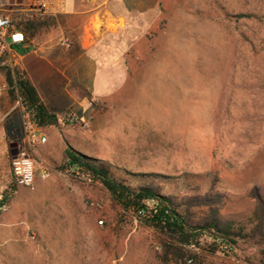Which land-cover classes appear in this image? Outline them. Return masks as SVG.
<instances>
[{"label": "rangeland", "instance_id": "rangeland-1", "mask_svg": "<svg viewBox=\"0 0 264 264\" xmlns=\"http://www.w3.org/2000/svg\"><path fill=\"white\" fill-rule=\"evenodd\" d=\"M75 1L92 10L93 29L69 28L58 18L31 41L67 58L64 83L85 99L87 116H74L78 128H55L67 149L46 158L52 177L13 193L0 219V264H161L163 236L140 212L125 210L73 169L64 171L69 144L119 171L169 177L163 192L178 201L215 184L226 195L222 218L251 231L253 190L264 198V0ZM63 38L71 40L67 49L59 46ZM66 90L58 88L57 108L72 105ZM23 116L26 131L35 121ZM19 141L16 133L8 143ZM4 154L0 199L10 184L9 146ZM192 212L195 224L203 213ZM261 240L264 249V231ZM208 244L187 264H252L260 250L220 247L213 254Z\"/></svg>", "mask_w": 264, "mask_h": 264}, {"label": "trees", "instance_id": "trees-1", "mask_svg": "<svg viewBox=\"0 0 264 264\" xmlns=\"http://www.w3.org/2000/svg\"><path fill=\"white\" fill-rule=\"evenodd\" d=\"M58 19L54 16H35L17 14L14 25L22 31L28 41ZM27 50L21 51L25 53ZM5 74L9 94L18 93L24 112L29 114L38 127L42 129H61L66 125L80 127L79 120L69 123L64 117L52 112L43 102L39 92L31 83L27 73L18 68H1ZM73 116V115H71ZM74 117V116H73ZM12 155L10 154V160ZM73 169L75 173L85 176L93 183L100 184L125 210L134 208L144 217L145 221L159 231L163 236L159 259L161 264H187L196 259L194 250L204 248L203 240L210 239V252L232 250L244 252L246 246L260 247L259 252L248 260L252 264H264V249L261 237L264 231V198L260 190L254 189L252 196L256 200L255 227L246 232L242 228H235L234 222L222 218V211L226 205V195L216 189L215 184L205 194L186 195L178 201L173 195L163 192V185L169 177L160 174L135 175L127 171H119L111 163L87 156L72 147L65 154L64 171ZM133 178L139 179L140 185H131ZM13 189L11 185L3 192V199L10 202ZM198 190V189H197ZM152 204V206H151ZM203 213L197 223L190 221L194 217L192 211ZM253 260V261H251Z\"/></svg>", "mask_w": 264, "mask_h": 264}, {"label": "crops", "instance_id": "crops-1", "mask_svg": "<svg viewBox=\"0 0 264 264\" xmlns=\"http://www.w3.org/2000/svg\"><path fill=\"white\" fill-rule=\"evenodd\" d=\"M23 1L24 0H0V15H2V13L6 9L10 8L12 5H15L16 2L21 4ZM91 11L92 10L78 9L75 0H68L67 13L65 15L58 16V18L66 21V23L69 24V28L74 27L80 29V27L83 26L85 30L93 29L95 15H92ZM67 39H69V41L71 42L70 38ZM59 46L62 49H67L70 46V43L67 47H63L61 43H59ZM23 50H27V53H22L18 69L27 73L31 83L39 92V95L41 96L45 105L52 112L60 116L65 114L66 112H70L76 118L84 120L87 116L88 109L81 108V105L84 104L85 99L79 100L77 99V97L73 96L68 91L69 84L64 83V81L68 80V75L66 74L64 68L61 67V65L68 62L67 58L61 57L57 53V51L54 50L53 46H47L46 44H37L31 40L27 42L25 47L20 49V52ZM31 52L35 53L37 57L31 59L28 58V54ZM62 86L66 87V92L72 101V105L67 108H57L53 101V98L58 97V88H61ZM74 106H79V108L75 109L73 108ZM77 110L82 112V115L84 116L83 118H80L77 115ZM24 113V108L18 93H15L14 96H11L9 94L5 74L0 70V170L6 171V158L4 156L5 148L7 146H9L10 148V146L14 144H9L8 140L17 133V135L20 136L19 143L15 142L18 145V149H22L25 143H27L25 133L26 131L24 130L23 124ZM20 126H22L23 128L21 127L20 129ZM63 133L71 134L72 131L63 129ZM36 134L41 138H45L46 141L45 143H38L32 148V153L36 160V168L38 174L35 190L43 186L52 177L53 166L46 158H50L52 156L56 157L57 155L59 156L62 154V151H65L67 149V146H63V144L60 142L59 132L53 127L47 129L38 127V131ZM62 140L64 141L65 139ZM68 146L73 147L71 144H69ZM44 173L49 174V176L45 179L41 178V175ZM11 201L12 198L9 204L11 203ZM12 211L13 209L4 217L5 224L12 222Z\"/></svg>", "mask_w": 264, "mask_h": 264}, {"label": "built area", "instance_id": "built-area-1", "mask_svg": "<svg viewBox=\"0 0 264 264\" xmlns=\"http://www.w3.org/2000/svg\"><path fill=\"white\" fill-rule=\"evenodd\" d=\"M68 11V0H24L21 4L16 2L0 15V67L16 69L20 65L22 53L20 49L25 47L28 39L25 34L14 25V17L17 14H27L35 16H62ZM69 39L61 41L63 47L69 45ZM65 121L74 122L75 117L66 116ZM38 126L36 123L30 124L26 128V141L29 146L38 143H45L46 139L37 136ZM10 185L13 189L25 187L35 189L38 174L36 160L32 151L28 148L18 149L16 156L12 155L10 160ZM48 173L41 175L45 179ZM16 190H13V193ZM9 202L0 199V219L9 210Z\"/></svg>", "mask_w": 264, "mask_h": 264}, {"label": "water", "instance_id": "water-1", "mask_svg": "<svg viewBox=\"0 0 264 264\" xmlns=\"http://www.w3.org/2000/svg\"><path fill=\"white\" fill-rule=\"evenodd\" d=\"M10 148H11V154L15 157L18 152V145L14 143L10 146Z\"/></svg>", "mask_w": 264, "mask_h": 264}]
</instances>
